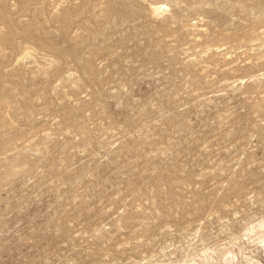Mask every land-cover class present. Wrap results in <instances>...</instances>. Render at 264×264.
Returning <instances> with one entry per match:
<instances>
[{
	"label": "rangeland",
	"instance_id": "rangeland-1",
	"mask_svg": "<svg viewBox=\"0 0 264 264\" xmlns=\"http://www.w3.org/2000/svg\"><path fill=\"white\" fill-rule=\"evenodd\" d=\"M262 216L264 0H0V264H173Z\"/></svg>",
	"mask_w": 264,
	"mask_h": 264
},
{
	"label": "bare ground",
	"instance_id": "bare-ground-1",
	"mask_svg": "<svg viewBox=\"0 0 264 264\" xmlns=\"http://www.w3.org/2000/svg\"><path fill=\"white\" fill-rule=\"evenodd\" d=\"M166 7L168 5L164 2H154L151 4V11L153 14L162 15L166 13ZM230 246L231 248H227L220 253L221 255L216 249L205 247L200 250V255L193 258L192 255H188L173 264H264V216L256 223L247 224L243 234L236 236ZM166 250L167 248H162L161 258L167 257ZM166 263L167 261H157V264Z\"/></svg>",
	"mask_w": 264,
	"mask_h": 264
}]
</instances>
